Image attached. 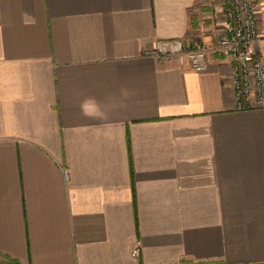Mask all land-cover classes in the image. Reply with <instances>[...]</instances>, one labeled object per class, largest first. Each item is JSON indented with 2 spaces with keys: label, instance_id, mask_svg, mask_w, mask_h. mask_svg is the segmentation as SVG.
<instances>
[{
  "label": "crops",
  "instance_id": "obj_1",
  "mask_svg": "<svg viewBox=\"0 0 264 264\" xmlns=\"http://www.w3.org/2000/svg\"><path fill=\"white\" fill-rule=\"evenodd\" d=\"M221 11L0 0V264H264V108H236L219 53L142 55L214 44Z\"/></svg>",
  "mask_w": 264,
  "mask_h": 264
},
{
  "label": "built area",
  "instance_id": "obj_2",
  "mask_svg": "<svg viewBox=\"0 0 264 264\" xmlns=\"http://www.w3.org/2000/svg\"><path fill=\"white\" fill-rule=\"evenodd\" d=\"M223 28L217 33L214 44L199 42L186 44L183 39H156L151 48L143 49L145 57L161 61H176L194 72L205 71L212 52L229 59V78L236 108L247 110L264 108V60L257 53L259 43L255 0H221ZM66 175V169H63ZM131 255H140V244L136 243Z\"/></svg>",
  "mask_w": 264,
  "mask_h": 264
}]
</instances>
